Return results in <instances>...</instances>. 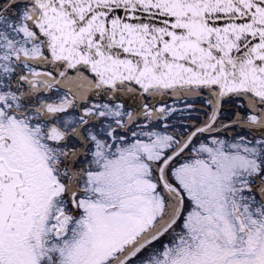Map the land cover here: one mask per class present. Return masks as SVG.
<instances>
[{
  "label": "snow or ice",
  "instance_id": "6c2138e0",
  "mask_svg": "<svg viewBox=\"0 0 264 264\" xmlns=\"http://www.w3.org/2000/svg\"><path fill=\"white\" fill-rule=\"evenodd\" d=\"M0 264H264V0H0Z\"/></svg>",
  "mask_w": 264,
  "mask_h": 264
}]
</instances>
